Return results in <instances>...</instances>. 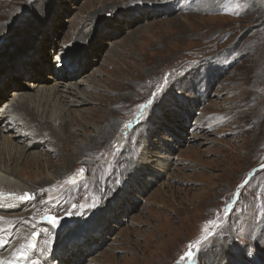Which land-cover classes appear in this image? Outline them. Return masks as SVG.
Segmentation results:
<instances>
[{"label":"rangeland","instance_id":"374dc122","mask_svg":"<svg viewBox=\"0 0 264 264\" xmlns=\"http://www.w3.org/2000/svg\"><path fill=\"white\" fill-rule=\"evenodd\" d=\"M0 3L4 27L15 23L0 34V106L18 103L12 95L17 89L40 97L42 89L38 93L29 81L41 82L47 91L67 82L95 94L91 102L73 106L88 119L87 126L79 121L81 126L71 131H62L60 123L39 129L55 131L58 142L50 153L37 148L40 162L15 154L16 173L9 178L22 193L11 202L26 204L16 214L25 215L40 202L37 187L52 189L66 168L79 166L57 178L66 175V185L80 183L79 188L86 189L68 221L72 223L62 224H72L71 232L53 227L47 220L53 215L31 213L11 226L0 221V230L22 231L26 242L34 231L40 233L36 248L42 256L37 264H48L44 258L49 264H181L182 257V264H214L229 231L264 235V0H147L148 7L138 0H49L43 18L26 10L31 7L26 0ZM19 7L26 14L16 21ZM60 45H71L77 54L73 67L53 65L50 57ZM197 62H212L216 70L198 90L188 91L189 98L178 109L173 110L175 99L169 91L151 122L152 108L140 115L139 106L164 85L165 77L177 81L176 87L191 88L193 75L182 74L190 69L194 73ZM39 106L60 110L52 99ZM159 114L167 117V143L158 137ZM120 118L117 160L88 159V165L82 158L70 160L80 141L84 146L100 131L107 137L99 138L94 148L106 146L115 134L107 131L111 121ZM29 141L20 144L25 147ZM4 147L1 144L0 160ZM141 154L150 163L109 202ZM11 187L0 191L13 194ZM27 192L32 195L29 203L21 199ZM92 203H103L104 211L93 213ZM221 229V236L205 239L208 232ZM189 251L194 253L191 259L185 255Z\"/></svg>","mask_w":264,"mask_h":264},{"label":"bare ground","instance_id":"6f19581e","mask_svg":"<svg viewBox=\"0 0 264 264\" xmlns=\"http://www.w3.org/2000/svg\"><path fill=\"white\" fill-rule=\"evenodd\" d=\"M0 5H2V4L0 3ZM23 10H24V8L19 7V11L15 13L14 17H16L18 14H19L18 17H20L21 13H22V15L26 14V13H23ZM4 19L5 18L0 19V22L1 21L3 22L1 27H0V34L3 32H7L10 28H12L13 24H15V23H12V26L10 24L9 27H4V25H5ZM15 19L17 21L18 18H15ZM7 35L8 34H6V36ZM62 78H65V77L62 75ZM37 82H39V81H37ZM60 83H62V84H60L61 87H58L57 83H55L47 91V87L42 86L41 82L33 83V81H29V82H27V84L30 87L32 86L34 89L38 88V91H37L38 93L41 91L40 89H42L43 93L40 95V97H39V94L38 95L31 94L26 90H18L17 89L15 91H13L14 93L12 95L16 96V98L18 99V103L13 104V102H11V103L5 102L4 104H5L6 108H4L3 105L0 106V121H2V122L4 121V123H5V121H7L6 124L3 125V126H5L4 128L2 126H0V146H1V144L5 145V147L1 151V160H0V185L1 186H0V190L3 189V191H5L6 190L5 188H9L10 186H15V187H11V188H14L13 194H9V195L7 194L6 195L5 193L0 191V214H4L5 212L11 213V214L0 215V221H5V223L8 226H11V225L16 224V223H21L25 218H28L29 216H31V213L32 214L53 215L56 217H62L64 219L61 221V224L72 223V222H68L70 220V218L68 217V214L73 213V211L76 209L75 207H77V203L80 202L82 198H84V195L86 193V189H80L79 188V186H80L79 182H78L79 184L76 183V184L66 185V183H65L66 181H64L66 179V175H64L63 178H60V179L57 178L59 176L61 177L63 173H67L69 169L70 170L72 169V168H66L65 170H67V172L63 171V172L58 173L56 179L52 183V186H53L52 189L48 188L47 186H38L37 187L38 188V195H41L39 197L40 198L39 200H41V201L34 204L33 206H31L25 215L16 214L20 210L24 209V206L26 205L25 203H22L19 201L13 202V203L11 202L14 199H19L18 197L22 193L20 191V188H18L17 185L15 184V181H13L11 178H9V176L11 174L16 173L14 171L15 167L12 164L15 162V157L17 156V155L15 156V154H18L20 159L22 157H24V158L32 159V161H35V162H40L39 160L41 159L42 155L40 157L38 151H36L37 148H39V147L45 148L46 147V152L50 153V152H53L52 150L54 148H56V146L58 144V142L55 138V131L39 130V129L44 125H47V124L49 125L50 123H53V124L60 123L62 126V131H65V130H69V129L72 130L73 128H77V127L81 126V124H79V121L85 123L84 124L85 126H87V124L89 123L87 121L88 119L86 120V117H84L82 114L78 113V112H80V110L78 111L77 109H73V106L76 107L77 105H81V104L84 105L86 102H91L93 97H95L94 96L95 94L93 95V93H90L86 90L83 91V89H79L76 86V84L67 83V82H60ZM50 89H52V90L50 91ZM90 90L92 91L93 88ZM45 91H46V93H45ZM83 95H85V97H83ZM1 97H3V96H0V98ZM44 99L56 100V102H58L60 105L59 113H55L53 109H49L46 107H45L46 109L43 108L42 110H40V106H39L40 102L43 101ZM70 106H72V109ZM91 112H92V110L90 111V113ZM39 117H40V121H38ZM60 119H62V120L59 122ZM123 119H121L118 123L115 122L114 124L111 121V125L109 126L107 131H108V133H111V135L114 133L116 134V132H117V134H116V136L114 134L113 137L110 140H108V144L106 146L94 148V146L97 144V141L99 138H106L107 137V136H105L104 133H102L100 131L98 133V135H94L91 138V140L89 142H87L84 146H83V142L80 141L79 145H78L79 146L78 152L75 153L72 150V153H70V156H71L70 160H80L82 158L81 160H84V159L87 160L86 165L89 164L88 159H90V160H117V155L120 152V148H121V147H119L120 145L118 144V139H119V133L118 132L120 129H122L121 123H122ZM44 120H46V121H44ZM128 125H129L128 130H130V128L132 129L133 126H131V124H128ZM15 129H18L19 132H18V134L13 135L12 133H13V130H15ZM55 130H57V129H55ZM71 130H69V131H71ZM7 132L11 135H9V134L4 135V133L6 134ZM79 134L80 133H78V131H77V136ZM60 136L58 138V141L62 139V137H60ZM2 137H4V138L2 139ZM26 138H30V141L24 147L20 143H25ZM69 138H72V136L69 135ZM66 139H64V140H66ZM122 141H121V143H122ZM127 141H129V140H127ZM110 146L114 147V148H112L113 152L111 149V151H109V153H106ZM124 146L125 145H123V147ZM126 147L127 146H125L124 149ZM28 151H30L31 153L28 154ZM56 151H57V149L54 150V152H56ZM84 154H85V156L82 157ZM5 159H7V160H5ZM18 160L19 159H17L16 161H18ZM1 162H7V163H5L6 165H4V167H3L1 165ZM84 166H85V164H84ZM87 167L85 166V168H87ZM77 168L75 167L74 169H72V171H76ZM126 170H128V169H126ZM1 173H2V175H1ZM5 173L8 174V176ZM110 176H108L107 179L110 178ZM48 183H49V180H46V182H44V181L42 182L43 185L48 184ZM7 185H9V186H7ZM4 186H5V188H2ZM16 188H18V189H16ZM57 190H58V192H56ZM47 192H49V193L55 192V193L51 197L49 196L47 198H44V196ZM51 200H56V202L54 204L50 203L49 205H47L48 201L50 202ZM28 201H30V200L27 199L26 202L29 203ZM70 206L73 207V209H70L71 208ZM62 210H67L68 212H65L64 214H60V215L57 214L58 212H60ZM38 234H39L38 237L32 236V240L30 242H26L23 239V232L22 231H17V232L10 231L8 233L7 229L0 230V240L7 241V244H9L8 246H6L7 244H5V247L0 248V264H37L39 261L38 258L41 257L42 255H41V252H39V250L37 248H35V249L32 248L31 244L32 243L37 244L38 242H40V233H38ZM9 236H10V239H9ZM59 252H61V251H59ZM54 254H55V251H54ZM57 255H59V254H57ZM44 259L49 264V259L48 258H44Z\"/></svg>","mask_w":264,"mask_h":264},{"label":"snow or ice","instance_id":"6c2138e0","mask_svg":"<svg viewBox=\"0 0 264 264\" xmlns=\"http://www.w3.org/2000/svg\"><path fill=\"white\" fill-rule=\"evenodd\" d=\"M138 3H143L145 7H148L147 0H138ZM36 4H40L41 8L37 9L35 7ZM26 5H31L30 9L26 10H30L37 18L46 17L50 8L49 0H26ZM17 18L19 19L20 17ZM0 39H3V36H0ZM61 49H63V51ZM50 59L53 65L59 69L71 68L75 64L77 54L71 52V45H60L52 52ZM215 70L216 68L212 62H209L207 65L197 62L194 73L192 69H190L189 73L182 74L183 76H187L189 74L193 75L191 88H185L183 85L176 87L175 85L177 81L169 80L167 77H165L164 85L158 86L157 90L151 93L152 98L139 106L141 109L140 115L143 116L146 109L152 108L153 111L149 115V122H151V117L158 115L156 109L164 104L169 91H171V94L175 99L173 110L178 109L179 106L189 98L188 91L198 90L200 83H202L206 78L210 77ZM2 83L3 82L0 81V84ZM158 118L161 121L158 137L161 141L167 143L168 141L166 139V134H170L167 123L165 122L167 117L164 114H159ZM149 163L150 160L148 157H146L144 154H141V158L138 160L137 164L131 169L124 180L117 184V188L112 190V194L108 196V201L111 202L115 200L127 186L132 184L137 179L138 174ZM83 172L84 169H80V173L83 174ZM71 182L76 183V180L73 178ZM21 199L30 200L32 199V195L26 194L25 196L21 197ZM104 208L105 206L103 203H92L90 205V209L93 213H96L97 211L103 212ZM84 214L85 213H80L81 216ZM72 215H74V213H69L68 217L70 218ZM63 219L64 218L62 217L56 216L47 217V220L53 227L62 226L65 227L68 232H71L74 226L72 224L62 225L61 221ZM84 223L87 224L89 222L84 221ZM262 223H264V221H262ZM224 231V229H221L220 232H208V234L205 236V239H208L209 236L213 238L221 236ZM38 235V233H34V236ZM5 244H7V241L0 240V246ZM31 247L35 249L36 244L32 243ZM185 255L191 259L194 253L189 251ZM183 259L184 258L182 257L181 264ZM214 264H264V235L257 237L251 232L244 230H237L235 232L229 231V235L224 237L219 244Z\"/></svg>","mask_w":264,"mask_h":264},{"label":"water","instance_id":"95a60500","mask_svg":"<svg viewBox=\"0 0 264 264\" xmlns=\"http://www.w3.org/2000/svg\"><path fill=\"white\" fill-rule=\"evenodd\" d=\"M28 194V193H27ZM34 233H37V232H34ZM34 233H33V236H34ZM34 237H36V236H34Z\"/></svg>","mask_w":264,"mask_h":264}]
</instances>
